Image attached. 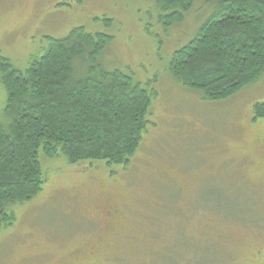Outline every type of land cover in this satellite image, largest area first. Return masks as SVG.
I'll list each match as a JSON object with an SVG mask.
<instances>
[{"label":"rangeland","instance_id":"rangeland-1","mask_svg":"<svg viewBox=\"0 0 264 264\" xmlns=\"http://www.w3.org/2000/svg\"><path fill=\"white\" fill-rule=\"evenodd\" d=\"M214 6L197 1L182 24L165 28L153 0H0V59L25 70L50 38L105 33L113 41L101 65L152 97L126 169L44 161L40 152L43 190L12 207L0 264H264V118L255 114L264 74L212 102L169 70ZM6 102L0 84V123Z\"/></svg>","mask_w":264,"mask_h":264},{"label":"trees","instance_id":"trees-1","mask_svg":"<svg viewBox=\"0 0 264 264\" xmlns=\"http://www.w3.org/2000/svg\"><path fill=\"white\" fill-rule=\"evenodd\" d=\"M153 1L165 28L182 24L197 1L215 5L196 35L173 53L169 70L182 86L216 102L262 77L264 0ZM112 41L77 28L63 39L50 38L25 70L0 59L7 94L0 123V228L16 222L13 206L43 190L40 152L44 161L130 166L150 123L152 97L131 75L101 65ZM255 114L264 118V102Z\"/></svg>","mask_w":264,"mask_h":264},{"label":"flooded vegetation","instance_id":"flooded-vegetation-1","mask_svg":"<svg viewBox=\"0 0 264 264\" xmlns=\"http://www.w3.org/2000/svg\"><path fill=\"white\" fill-rule=\"evenodd\" d=\"M64 4H65V2H64ZM118 215H119V211L118 210H114L113 213L111 212V213L108 214L107 220H109L110 218H111V220L115 219ZM109 229L113 230L114 226H111V228H109Z\"/></svg>","mask_w":264,"mask_h":264}]
</instances>
